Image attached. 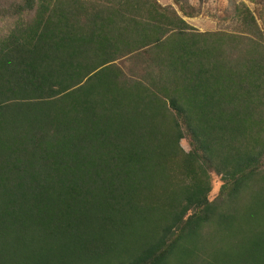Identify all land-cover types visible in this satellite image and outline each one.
<instances>
[{
    "label": "trees",
    "instance_id": "16d2710c",
    "mask_svg": "<svg viewBox=\"0 0 264 264\" xmlns=\"http://www.w3.org/2000/svg\"><path fill=\"white\" fill-rule=\"evenodd\" d=\"M172 2L0 8V264H264V31Z\"/></svg>",
    "mask_w": 264,
    "mask_h": 264
},
{
    "label": "rangeland",
    "instance_id": "374dc122",
    "mask_svg": "<svg viewBox=\"0 0 264 264\" xmlns=\"http://www.w3.org/2000/svg\"><path fill=\"white\" fill-rule=\"evenodd\" d=\"M11 0H0V8L5 7ZM163 6L171 5L176 8L172 0H156ZM192 4L199 3L201 11L193 17H184V20L198 31H227L233 32L237 27V21L232 13L234 5L244 4L254 14L257 23L264 31V0H189ZM0 22V29L2 27ZM182 148L187 151L189 145L187 140L181 141ZM214 189L210 195L213 198L219 188L220 182L214 178Z\"/></svg>",
    "mask_w": 264,
    "mask_h": 264
}]
</instances>
